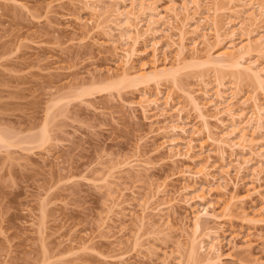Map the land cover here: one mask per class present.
<instances>
[{"label": "rangeland", "instance_id": "1", "mask_svg": "<svg viewBox=\"0 0 264 264\" xmlns=\"http://www.w3.org/2000/svg\"><path fill=\"white\" fill-rule=\"evenodd\" d=\"M187 1L144 0L145 7L152 5L160 13L174 6L180 22L168 18L172 23L166 20L169 27L161 22L149 32L143 25L137 33L126 35L125 27L118 28L119 23L114 27L116 20L112 25L106 23L112 18L110 11L115 2L102 5L103 14L98 15L87 9V4L84 7V0H0V131L14 139L11 147L0 146V264H176L173 258L177 252L181 253L182 264H194L186 253L188 244L194 238H203L208 243L203 234L210 231V238L217 236L220 241L216 240L215 245L220 254L213 255L216 263L264 264V242L256 236L247 237L250 233L264 237V200L254 196L222 218L227 198L204 181L186 185L178 180L177 172L187 167L193 169V165L182 158L172 161L167 149L156 151L162 139L149 140L141 148L142 161L151 167L148 166V171L114 172L107 177L110 190L99 181L112 163L135 154L140 137L162 127L150 125L146 120L150 116L143 115L142 108L137 106L141 93L151 96L157 85L148 82L84 90L92 83L118 79L122 71L119 60L124 51L135 54L130 72L141 71L143 67L145 72L155 66L174 67L175 48L167 46V41L170 42L167 37L171 35L177 41L184 18L180 8ZM220 3L225 9L232 8L226 0ZM125 4L121 8L130 9L129 1ZM237 17L231 18L232 26L238 29L237 46L245 43L248 35L254 41L264 37V21H257L255 26L245 16ZM221 24L225 37L235 31L230 26L232 30H228L223 21ZM210 41L215 44L212 37ZM252 54V60L264 62L260 54ZM193 56L187 50L182 63L188 64ZM178 73L177 79L186 90L196 89L197 77L209 80L214 76L202 65ZM219 74L226 76L229 71ZM241 82L245 91L264 104L263 92L253 81ZM159 85L164 91H176L170 78ZM180 100L187 106L183 98ZM211 110L209 116H213ZM189 117L188 128L202 127L194 113L190 112ZM208 123L220 136L217 130L221 125L213 119ZM42 129L48 130V141L38 144ZM216 149L211 147L213 152ZM209 155L218 164L217 155ZM164 183L168 194L154 202L159 205L164 201L161 205L165 206V201L168 205L169 201L174 207L169 210L162 207L163 215L149 212L148 221L140 226L137 217L141 200L151 187ZM132 186L138 194L134 199L123 191ZM183 186L192 187L183 190ZM240 187L238 196L242 197L247 186ZM198 197L210 203L206 205H210L207 211L212 215L202 218V235L195 233L192 222L196 211L204 207ZM121 201L131 203L133 209L121 204L125 209L122 211L116 206ZM130 209L133 216L121 215ZM253 218H262L263 222L252 226L249 222ZM246 238L252 242L251 251L245 249ZM178 240L183 248L179 251ZM197 254L196 259L203 261L204 254Z\"/></svg>", "mask_w": 264, "mask_h": 264}, {"label": "bare ground", "instance_id": "2", "mask_svg": "<svg viewBox=\"0 0 264 264\" xmlns=\"http://www.w3.org/2000/svg\"><path fill=\"white\" fill-rule=\"evenodd\" d=\"M127 1H129L130 9H127L126 7L125 9L121 8L120 5L123 4L125 6ZM139 1L140 0H84L83 5L84 7L87 6L86 8H89L88 10L102 15L104 11L103 6L115 2L112 4V6L114 5V9L112 8L113 11H110L112 13L109 12L112 18L106 23L112 25L117 22L114 24V27L119 23L120 25L118 24V28H121V26H123L122 28L125 27L124 29H126L125 31L127 32H124L127 33L126 35L134 32L137 33L138 29L142 28L143 25H145V29L150 32L153 27L159 25L161 22H164L163 24L168 26V22L172 24L169 20L179 19V13L174 6L166 8L163 14L160 13L161 11H157L153 8L152 5H149L151 7L148 8L145 7L146 4L144 6L143 3L144 0ZM226 1L232 6V8L225 9L221 5L220 0H188L183 6L181 5L182 8H180V10L184 13V18L181 22L182 28L179 30V36L177 34L178 39L176 41L171 38L173 37L171 35L167 37L170 39V42H168L169 40L167 41V43H169L167 46L169 48H175L176 64L174 67L167 68L165 66L157 67L154 65L155 67L148 72H145V67H143L141 71L134 72L132 70L133 72H130L129 70L132 69L135 54L134 52L124 51V55H121L122 57L119 60V65L117 64L120 69H122L118 79L111 80L108 83H92L86 90H84L85 92L98 89L105 90L122 85L124 86L126 84L144 85L148 82H154L155 85H157L156 91L151 96L146 93H141L140 104H137V106L142 108L140 110H142L143 115L148 114V117L150 116L149 118H146V120L148 119V121L151 122L150 125L162 124V127L149 130L150 132H147L146 135L140 137L135 145V154L129 157H124L110 165L108 173L106 172L107 174H105L104 178L99 180L106 184L105 187L107 190L111 189L110 184L107 182V177L114 172H121L122 170L137 172L140 170L148 171L149 164L141 159L143 157L141 148L149 140L159 138L163 141L156 147V151L167 149L172 161L173 159L178 160V158H182L184 161H188L193 165V169L185 167L186 170L182 169L179 173L177 172L179 177L178 180L184 181L186 185H188L187 183L197 184L195 182L204 181L207 184L215 186L217 193L222 197H225V199L227 198L225 205L222 208V218L228 217L229 212L234 207L238 204H240L239 206H242L246 203L245 200L250 201L254 196L255 198L264 200V104L260 102L257 96L253 94L250 95L248 91H245L241 86L242 80H251L256 84L257 88L263 92L264 97V62H260L257 59L252 60L253 52L254 54L258 53L257 55L260 54V58L264 59V37L260 36L254 41L251 40L248 35L247 41L241 46H237L235 43L237 38L235 32H237L238 29H235L232 26L233 20L231 21V18L235 16H238L237 18L239 19L242 18V16H245L249 22L252 24L255 23V26L257 23L264 21V0ZM189 6H192V8ZM97 17L99 18L101 16ZM168 18L169 20H167ZM222 18L225 19L222 20ZM115 20L116 22H114ZM166 20L168 22H166ZM222 21L224 23L223 25L226 27L230 26L232 29H235V31H231V33L229 32V36L225 37V34H221V32H223ZM88 22L93 23L90 21ZM96 23L94 24L95 26ZM121 23L123 25H121ZM252 24H250V26H252ZM86 25H88V23H86L85 26ZM98 27L99 26H96V28ZM170 28H168V30ZM92 29L95 28H91V30ZM232 29L228 27V30ZM242 32H244V30ZM242 32L241 34H244ZM211 37L214 39L215 44H211ZM186 41H189V43L186 44ZM253 46H255L256 49H254ZM187 50H190L192 56H194L188 64H185L182 63V57ZM198 65L208 67L214 76L209 80H206L204 76L197 77L194 79L196 89L189 88L190 90H186V87L180 85L179 80L177 79L178 72L182 69ZM224 70L227 72L229 71V74L221 76L219 73ZM167 78L171 79L172 88L176 90L175 92L173 90L164 91L160 88V82ZM181 98L187 102V106L190 110H188V107L183 104L180 100ZM211 109L214 111L212 114L213 116L208 115V112ZM190 112L194 113L195 118L201 123V128H188L191 123L189 117ZM146 116L147 115H145V117ZM209 119H213L215 122H218V125H221L217 130V133H221L220 136L215 134V131L213 132V129L215 130L216 128H210L208 123ZM192 125H195V122H193ZM41 132V136L39 135L40 138H37L38 144H43V142L48 141V130L42 129ZM7 134L0 131V146L8 148L13 146L12 141L14 139L8 137ZM168 135H172V137L167 139L166 136ZM34 142L37 143L36 141ZM212 146L217 148V154L216 150H214V152L211 150ZM209 153H215V155H217L218 164L212 160ZM204 155L206 156L203 157ZM165 183L156 187H151L148 195H145L146 198H143L141 202L139 201L140 215L137 218L140 226L146 224L148 221L147 216H149L150 213L157 211L162 214L164 213L161 212L163 210H161L162 207H168V210L169 207L170 209L174 207L173 203L169 201V205L165 201V206L161 205L164 201L159 203V205L154 202L155 199L158 202L160 197L168 194L167 185ZM240 185L247 186L244 191L246 195H243L242 197L240 195V197L238 196V193H240V189L238 191ZM191 187L187 186L183 188V190L190 189ZM230 187L231 191L229 190ZM208 190L210 191L211 189L209 188ZM123 191H128L133 199L138 195L135 191V186L128 187L125 190L123 189ZM123 191H120L122 192L120 196L123 195ZM197 200L204 205V207L199 208L200 210L202 209L201 211H196L192 222L195 233L200 232L201 234L202 218L212 215L207 211V208H209L210 205L206 204L210 203L206 201V198L198 197ZM152 203L154 204L153 208L151 206ZM121 204H126L128 207L132 208L131 203L121 201L116 206L122 211H125V209L120 207ZM132 209L128 210V213L126 212V214L121 215L124 217L133 216L134 214L131 212ZM154 214L151 215L153 216ZM161 214L158 213V215ZM115 215H118V213ZM262 222V218H256L251 220L249 224L256 226L259 225L258 223L261 224ZM105 224L106 222L103 223V226ZM182 233L184 232L182 231ZM209 234H211V231L203 234V237L209 239L208 243H206L203 238H200L199 240L194 238L190 241L186 251L189 256V261L191 258V261L194 259V264L195 262L200 264H218L216 263L218 261H216V258H213V255L218 256V254H220L218 251L219 247L217 249V246H215L216 243L220 242L218 241L219 237L216 236L210 238L211 236ZM248 234L249 233H247V235ZM250 234L247 237L256 236L262 240V243L264 242V237L253 233V236ZM180 236L183 235L181 234ZM136 240L133 244L134 247L137 246ZM216 240L218 242H216ZM244 240L243 241L247 243V246L245 247L246 251H251L252 242L250 238ZM232 243L234 242L232 241ZM176 246L178 251L183 249L181 248L182 245L179 240ZM198 252H202L205 256V258H203L204 260L201 262L198 257V259H196ZM216 252H218V254ZM177 254V257L173 258V261H175L176 264H182L181 253L177 252ZM164 264L166 263L164 262Z\"/></svg>", "mask_w": 264, "mask_h": 264}]
</instances>
